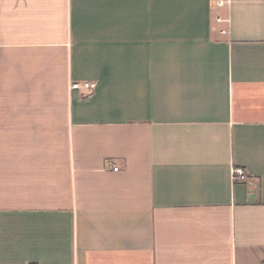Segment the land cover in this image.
I'll list each match as a JSON object with an SVG mask.
<instances>
[{
  "label": "crops",
  "instance_id": "obj_1",
  "mask_svg": "<svg viewBox=\"0 0 264 264\" xmlns=\"http://www.w3.org/2000/svg\"><path fill=\"white\" fill-rule=\"evenodd\" d=\"M218 1L0 0V264H264V0Z\"/></svg>",
  "mask_w": 264,
  "mask_h": 264
},
{
  "label": "built area",
  "instance_id": "obj_2",
  "mask_svg": "<svg viewBox=\"0 0 264 264\" xmlns=\"http://www.w3.org/2000/svg\"><path fill=\"white\" fill-rule=\"evenodd\" d=\"M228 3V0H220L217 2L218 5L222 6ZM70 90H83L87 93H92L95 90V84L89 82H72L69 85ZM232 180L235 182H244L246 180V174L242 169L232 170Z\"/></svg>",
  "mask_w": 264,
  "mask_h": 264
}]
</instances>
